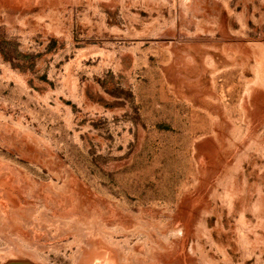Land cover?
<instances>
[{
	"label": "rangeland",
	"instance_id": "obj_1",
	"mask_svg": "<svg viewBox=\"0 0 264 264\" xmlns=\"http://www.w3.org/2000/svg\"><path fill=\"white\" fill-rule=\"evenodd\" d=\"M264 264V0H0V260Z\"/></svg>",
	"mask_w": 264,
	"mask_h": 264
},
{
	"label": "water",
	"instance_id": "obj_2",
	"mask_svg": "<svg viewBox=\"0 0 264 264\" xmlns=\"http://www.w3.org/2000/svg\"><path fill=\"white\" fill-rule=\"evenodd\" d=\"M0 264H34L29 260L14 258V259H3L0 260Z\"/></svg>",
	"mask_w": 264,
	"mask_h": 264
}]
</instances>
